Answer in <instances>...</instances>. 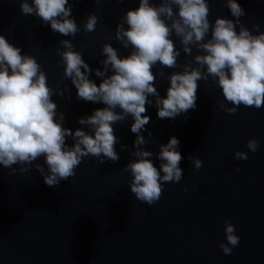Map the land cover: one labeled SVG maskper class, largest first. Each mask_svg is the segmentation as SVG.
<instances>
[{
	"label": "water",
	"instance_id": "water-1",
	"mask_svg": "<svg viewBox=\"0 0 264 264\" xmlns=\"http://www.w3.org/2000/svg\"><path fill=\"white\" fill-rule=\"evenodd\" d=\"M20 2L0 0V34L37 58L50 87L71 88L70 99L68 92L64 98L52 97L58 105L57 117L60 113L65 116L64 127L73 132L77 128L90 131L79 124V118L105 105L77 100L75 86L63 78L64 66L57 51L63 50L60 41L72 40L90 67L102 70L105 43H111L120 56L129 54L114 36L121 17L138 7V0H103L100 4L69 0L72 16L81 28L75 37L53 33L39 18L24 15ZM238 2L246 12L240 18L244 25L253 29L259 24L264 32V0ZM209 4L213 23L217 17L235 19L227 0H209ZM91 13L99 22L94 32H85L84 23ZM174 41L181 50L178 64L193 61L195 47L189 56L183 53L180 39L174 37ZM153 70L155 86L166 97L168 77L182 67L165 68L164 77L159 76V64ZM90 79L100 82L95 71ZM198 83L197 108L186 114V123L184 114L175 120L158 119L155 97L149 96L146 114L151 120L141 133L149 141L147 150L153 152L151 159L159 167L156 154L160 146L177 137L184 176L179 183H166L154 205L135 199L129 185L132 177L123 171L136 159L131 155L137 137L131 132L134 120L130 116L113 125L120 160L101 164L98 158L87 156L76 176L61 181L59 187L46 185L36 170L35 163L43 164V158L28 173L14 165L17 172L10 175V169L0 165V264H264V107L241 105L230 115L219 108L222 90L211 77ZM253 138L259 142L255 153L247 148ZM67 143L72 144V139ZM236 151L248 153L249 159L237 160ZM189 155L203 162L199 170ZM226 221L235 225V234L241 238L232 255H225L219 246L227 243Z\"/></svg>",
	"mask_w": 264,
	"mask_h": 264
},
{
	"label": "clouds",
	"instance_id": "clouds-1",
	"mask_svg": "<svg viewBox=\"0 0 264 264\" xmlns=\"http://www.w3.org/2000/svg\"><path fill=\"white\" fill-rule=\"evenodd\" d=\"M102 2L95 0L97 4ZM227 7L235 19L217 17L213 23L209 19V0H138V7L121 17L114 36L124 49H129V54L120 56L111 43H105L102 70H93L83 53L75 50L72 40H61L63 50L57 51L64 66L63 78L75 86L77 100L105 105L92 115L79 118V124L87 125L90 131L77 128L73 132L64 127L65 116L60 113L57 117L58 105L52 97L64 98V92H68L70 99L71 88L50 87L48 75L37 58L23 53L0 34V165L10 169V175L17 172L14 165H20L21 173H28L34 162L43 158V164L35 163L36 170L43 175L46 185L59 187L61 181L76 176L87 156L98 158L101 164L118 162V138L113 125L130 116L134 120L131 132L137 137L133 145L136 150L131 155L136 159L123 171L132 177L129 185L135 199L156 204L166 183L183 179V156L178 150L180 140L173 136L156 154L159 167L151 159L154 154L147 150L149 141L141 134L151 120L146 114V105L151 103L149 96L155 97L158 119L175 120L184 114L186 123V114L197 108L198 82H207L211 77L222 90L223 100L218 106L224 112L236 114L241 105L264 107V32L259 24H254L253 29L244 25L240 18L246 12L238 0H227ZM20 9L24 15L50 25L52 32L61 36L75 37L81 31L69 0H21ZM98 22L95 13L89 14L83 30L94 32ZM174 37L180 39L186 55L191 56L195 47L193 61L178 64L181 50L177 49ZM157 64L160 77L165 76V68L182 67V71L168 77L166 97H161L155 86L157 75L153 69ZM93 71L100 78L99 84L90 79ZM148 137L152 138L150 131ZM69 138L72 144L67 143ZM247 148L255 153L259 142L250 139ZM121 149L127 150V146L121 145ZM234 155L237 160L249 159L246 152L236 151ZM188 159L197 170L203 166L199 158L189 155ZM236 171H240L239 167ZM224 231L227 243L219 246L225 255H232L241 238L230 221L225 222Z\"/></svg>",
	"mask_w": 264,
	"mask_h": 264
}]
</instances>
